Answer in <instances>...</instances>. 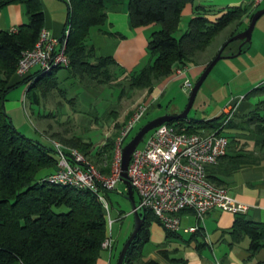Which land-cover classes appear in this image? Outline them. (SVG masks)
Here are the masks:
<instances>
[{"label": "trees", "instance_id": "trees-1", "mask_svg": "<svg viewBox=\"0 0 264 264\" xmlns=\"http://www.w3.org/2000/svg\"><path fill=\"white\" fill-rule=\"evenodd\" d=\"M64 1L68 7L66 27H71L67 41L69 66L51 71L37 69L19 76L16 71L20 58L24 51L36 45L44 28V7L41 0H0V9L11 4H24L29 16V21L18 26L15 32L0 29V264H96L108 236L105 209L97 193L90 189L52 184L46 180L58 168L57 150L39 139L28 137L18 129L6 108L8 95L13 89L27 85V95H30L32 103L40 104L41 96L45 97L52 89L66 94L65 89L60 87L59 75L60 71L66 70L68 76L89 78L98 84H107L123 74L131 88L152 91L156 81L172 76L178 68L198 63L201 54L230 24L237 22L242 25L246 15L251 19L258 10L256 6V10L250 12L254 7L252 2L229 6L223 14L212 20L206 14L209 10L197 9L187 30L178 36L183 9L194 0H130L132 27L160 25L148 38L147 51L151 60L138 72L136 69L128 71L113 56L96 55L91 33L94 29L103 31L107 23V0ZM235 41L242 44L241 54L252 43ZM232 42L229 40L223 45L224 58L238 56V50L226 53ZM214 57L209 59L207 65ZM254 96H264V81L245 94L244 99ZM263 110L264 98L246 115V122L253 124V130L260 134H264ZM235 117L225 125L224 112L210 119L195 120L187 117L169 123L185 125L190 132L225 133L231 145L233 137L227 131L239 127ZM240 127L244 128L242 124ZM116 128H119L117 123ZM61 140L66 146L78 148L87 156L91 155L102 165L100 170L103 173H110L116 135L108 137L97 150L93 149L91 140L82 136H61ZM229 149L227 155L231 158L232 170L257 162L252 159L249 151L237 150L230 154ZM208 178L223 186L209 174ZM112 192L115 191L105 192L107 198ZM125 193L127 195V191ZM56 208L66 210L59 211ZM144 217L143 226L127 252L125 264H161L159 260L148 257L144 249L150 241L151 222H160L149 209H145ZM166 232L167 239L179 236L178 232ZM223 234H229L231 246L249 238L248 250L252 255L264 248V222L251 221L244 213H236L232 227L224 230ZM203 235L204 231L200 229L192 239L198 241V237ZM167 242L158 247L159 257L168 264L182 262V258L171 256L177 253V249L170 250ZM201 246L205 245L198 241L196 247ZM255 264H264V260Z\"/></svg>", "mask_w": 264, "mask_h": 264}, {"label": "crops", "instance_id": "crops-1", "mask_svg": "<svg viewBox=\"0 0 264 264\" xmlns=\"http://www.w3.org/2000/svg\"><path fill=\"white\" fill-rule=\"evenodd\" d=\"M41 1L45 12L44 28L49 30L54 36L62 37L66 29L68 14L66 2L64 0ZM129 3L130 0L106 1L108 12L107 23L104 25L103 31L100 29L92 31L91 43L95 48L97 56H113L122 67L128 71H132L148 58V38L152 32L160 28V25L150 24L137 28L132 27ZM249 3H251V0H194L184 7L177 34L179 36L187 30L189 21L196 15L197 9L209 10L206 14L210 19L214 20L223 14L229 6ZM252 9L250 12H252ZM245 17L250 18L247 15ZM28 21L29 16L24 4H11L0 9V29H17L18 26ZM245 29H242V31ZM249 50L250 54H253L248 58L249 65L247 70L261 69L259 71H264V15L256 23ZM208 61L207 57L202 56L198 63L189 64V76L192 78L200 77ZM34 70H37V68ZM263 73L261 72V77L263 76V78L250 82L247 88H254L263 82ZM171 79H174L173 76L164 79L165 85L163 88ZM247 93L239 91L237 97L244 96ZM262 98L264 96H254L249 99H243L237 104L233 103L236 105L235 122L239 124V127L231 128L227 131V134L233 137L232 141L230 140L233 143L229 144V153L232 154L237 150H246L252 154V159H255L257 162L232 170L231 158L227 155L225 158L220 159L221 161L216 165L208 169V174L215 182L221 183L229 190L231 195L248 207L244 214L247 219L254 222H264V134L253 130V124L251 125L246 122V118L248 117L246 115ZM235 99L236 97L228 100L227 105L233 102V100L235 102ZM14 104L13 109L17 110L19 116L23 119V102L21 103L16 100ZM227 105L223 107L221 113L226 110ZM262 115L264 117V110L262 111ZM240 124L244 128H241ZM235 218V213L214 209L206 215L204 222L200 224L192 211H184L181 215L182 226L189 227L200 224L204 231V235L198 237V241L205 245L200 248L196 247L198 241L192 239L194 233L181 231L178 232L179 236L167 239L166 229L158 222L154 226V234L161 245L166 243L167 240L170 250L177 249V253L171 256L182 258L183 261L175 264H255L263 261L264 248L252 255L248 250L249 238L246 237L242 242L234 246L229 244L230 236L229 234H223V231L232 227ZM117 251V243L114 239L112 251L103 249L96 264H116ZM148 257L159 260L161 264H168L159 257L158 252L157 254L152 252Z\"/></svg>", "mask_w": 264, "mask_h": 264}, {"label": "built area", "instance_id": "built-area-1", "mask_svg": "<svg viewBox=\"0 0 264 264\" xmlns=\"http://www.w3.org/2000/svg\"><path fill=\"white\" fill-rule=\"evenodd\" d=\"M254 7L264 0H251ZM17 29H12L15 32ZM71 27L67 26L62 37L54 36L43 28L36 45L24 51L17 66V74L25 76L34 69L51 71L57 67H67V41ZM188 75V66L178 68L173 78L185 77L184 86L193 88ZM244 99L236 97L224 111V125L235 115V106ZM25 103V100L23 101ZM149 105V104H148ZM148 105H142L134 113L118 137L109 174L103 173L86 154L75 147L49 138L59 157L57 170L46 180L52 184L68 185L78 189H90L98 194L107 221L108 236L103 249L112 251L114 238L110 204L106 191H116L122 182V150L125 139L145 115ZM229 138L217 131L190 132L185 125L164 123L149 132L143 144L134 151L128 176L134 191L139 196V211L149 209L168 231L195 233L202 229L200 224L214 209L232 213H245L247 206L239 202L229 190L215 184L208 178V167L217 164L228 153ZM192 211L200 224L183 227L181 215Z\"/></svg>", "mask_w": 264, "mask_h": 264}, {"label": "rangeland", "instance_id": "rangeland-1", "mask_svg": "<svg viewBox=\"0 0 264 264\" xmlns=\"http://www.w3.org/2000/svg\"><path fill=\"white\" fill-rule=\"evenodd\" d=\"M263 6L264 3L258 5V8ZM254 10L255 7L252 12ZM247 18L243 19L242 25L234 22L225 28L201 54V57H207L209 60L215 56L232 38L231 35L234 32L238 34L249 26L251 19ZM239 47V43L234 40L226 49V53L239 51ZM249 49L240 56L225 57L216 64L202 84L188 114V119L204 120L217 116L227 105L228 100L237 97L239 91L249 92L253 87L247 88L248 84L263 78L261 72L264 71H259L261 69L247 70L248 58L253 54H250ZM150 60L148 56L136 70L141 71L149 64ZM60 74V87L65 89V95L58 89H52L45 97L41 96L40 104L32 103L30 95H27V85H23L13 89L6 102V108L14 118L18 129L28 137L39 139L49 146H53L49 138L65 144L61 140V136L71 138L78 135L88 141L91 140L94 144L93 149L97 150L105 144L108 137L116 135L118 139L123 128L139 107L149 104L145 115L126 139V144L149 121L166 114L179 115L183 113L189 103L192 91L191 88L184 86L185 77L171 79L164 88V80L156 81L154 89L149 91L131 88L127 77L123 74L107 84H98L89 78L80 79L68 76L66 70L60 71ZM187 76L194 85L199 78H192L189 74ZM16 100L21 103L25 100V103L23 102V119L19 116V112L13 109ZM116 123L119 125L118 129ZM88 159L99 169L101 168L102 165L96 162L91 155L88 156ZM126 191L127 187L124 182H119L117 190L108 196L111 217L114 220L112 234L117 243V258L135 224L132 203L127 198ZM135 200L139 201L136 192ZM56 210L61 211L66 208H56ZM156 222L153 220L150 224V241L144 247L148 256L152 252L157 254V248L161 245L154 234Z\"/></svg>", "mask_w": 264, "mask_h": 264}, {"label": "water", "instance_id": "water-1", "mask_svg": "<svg viewBox=\"0 0 264 264\" xmlns=\"http://www.w3.org/2000/svg\"><path fill=\"white\" fill-rule=\"evenodd\" d=\"M263 15H264V7L257 10L254 13V15L252 16L249 26L245 30H243L240 33L233 36L230 39V41L243 40L244 41L243 43L252 41V35H253L255 25H256L257 21L260 19V17H262ZM241 48H242V44L239 47L238 55L242 53ZM223 49H224V47L219 51L218 55H216L212 59V61L205 67L204 71L202 72V74L200 75L198 80L196 81V83L193 86L192 91H191L189 103H188V105H187V107L183 113H181L179 115L166 114V115L159 116V117L149 121L148 123L143 125L139 129V131L123 146L121 179H122V182H124V184L127 187V195L126 196L132 203V213H133L134 218H135V224H134V228H133V231H132L130 237L125 242V244H124V246H123V248L119 254V257L117 258L116 264H125V258H126L127 252L129 250L132 242L135 240V238L139 234V232L143 226V223L145 221V217H144L145 210H142V211L138 210L137 203L135 201V196H134L135 191H134V188H133L131 181L129 179V176H128V168H129V164H130L132 155H133L135 149L144 141L145 136L150 131H152L153 129H155L156 127H158L164 123L171 122L174 119H186L188 117V114L194 105L197 94H198L202 84L205 82L206 78L211 73V71L216 66V64L221 59L224 58V55L222 54ZM127 138L128 137H126V139Z\"/></svg>", "mask_w": 264, "mask_h": 264}]
</instances>
